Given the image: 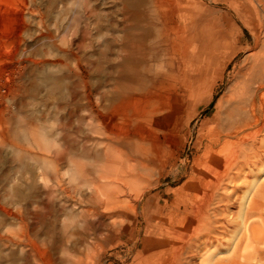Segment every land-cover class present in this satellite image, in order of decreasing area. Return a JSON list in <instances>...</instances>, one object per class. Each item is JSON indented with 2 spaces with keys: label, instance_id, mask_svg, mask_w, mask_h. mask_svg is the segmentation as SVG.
I'll list each match as a JSON object with an SVG mask.
<instances>
[{
  "label": "rangeland",
  "instance_id": "rangeland-1",
  "mask_svg": "<svg viewBox=\"0 0 264 264\" xmlns=\"http://www.w3.org/2000/svg\"><path fill=\"white\" fill-rule=\"evenodd\" d=\"M91 1L100 8L103 30L96 16L91 18L90 0H0V264H46L49 251L64 264L73 258L71 251L89 264L148 259L159 241L181 230L184 203L198 195L195 186L210 139L238 73L263 53L264 21L255 0ZM132 21L139 25L137 50L165 30L169 40L180 34V49L169 41L161 65L128 64L125 26ZM131 72L135 80L129 81ZM129 88L137 96L134 109L118 127L130 138L122 156L129 162L112 155L121 166L109 169L105 178L96 170L90 176L102 194L77 197L75 220L84 224L69 232L78 235L92 224L96 242L89 239L97 247L87 254L85 247L70 248L75 239L64 230L72 218L66 207L75 200L62 195L54 215L53 190L61 187L45 171L53 162L64 182L62 174L71 165L62 157L66 151L72 168L100 165L103 150L99 156L90 144L103 136L91 104L99 97L101 105H114V96ZM246 172L251 175L240 179L237 204L227 212L232 218L227 215L231 224L224 241L205 248L196 264H264V167ZM253 202L259 209H251ZM34 224L41 232L31 234L35 247L27 239Z\"/></svg>",
  "mask_w": 264,
  "mask_h": 264
},
{
  "label": "bare ground",
  "instance_id": "bare-ground-1",
  "mask_svg": "<svg viewBox=\"0 0 264 264\" xmlns=\"http://www.w3.org/2000/svg\"><path fill=\"white\" fill-rule=\"evenodd\" d=\"M249 1L252 4H254L253 0H249ZM90 2H91V13H92L91 18L96 16L97 22L96 21L95 22L97 23L98 27L103 30V28H106V26L104 25L102 14L99 12L100 8L95 6V4H93L91 0ZM255 2H257L260 6V9L258 7H257L258 9H256V7L253 5L254 9L257 10L258 14H260L261 20L260 19L259 20L264 21V0H255ZM133 16L136 17L135 18L136 20L139 19V15H137L136 13H134ZM135 19L133 20L136 22ZM134 21L130 22L127 26H125L127 34L129 32L127 39L124 41V47H126L127 49L125 60L128 64L133 65V64H137V62L140 63L141 61H143L145 62V64H147L150 67L153 65L152 62H155L161 65L162 64L161 61L165 62L166 60L167 43L169 41L171 42L173 41L172 46L174 47L178 46L180 49L181 44L178 42V38L180 34L178 32H176L178 34L176 35V37H173L172 40H169L168 39L169 35H168L167 30L165 31L160 30L161 35L159 39L154 40L156 42L154 41H152L151 43L146 42V44L142 46L141 51L137 50L136 44H135L136 42L134 41H135L136 35L138 34L137 28L139 27V25H137ZM176 25L177 23L175 24V26ZM117 27L119 28L118 25ZM184 38L186 39V37ZM138 54H140L141 56L140 55L138 56ZM253 60L254 61H252L250 64L246 65L239 71L238 77H237V83L235 87H233V89L231 90L230 96L228 95L229 96L228 101L222 111V115L220 118L221 124L217 130V133L214 134L210 139L211 149L208 152V159L203 164V167L199 173L198 183L195 186V190L198 191V193L196 194L198 195H196L195 198L190 197L191 200L187 203H184V209L182 210L183 226L181 230L172 232L171 238H169V240L163 239L159 241L158 246H157L158 247L157 251L156 250L153 251L150 257H148V259H145L142 256L139 257L137 264H196L197 258L201 255V252L205 248L212 246L214 244H220L221 242L224 241V238L228 232V227L231 224V221H229L227 217L228 215L227 212H229L230 208H235V205L237 204L238 197H239L238 191L241 189V185H242V184L241 185L239 184L244 181L243 177L245 175L246 177L251 175L250 173H247L246 170L249 168L256 169V168L264 167V49H263V53H260ZM135 75L136 74L133 72H131L130 75L128 74L129 81L135 80ZM106 77H107V74H106ZM136 80L138 79L136 78ZM134 90H135L134 88H129L125 92L120 91L119 93H117L113 98V102H115L114 105H110V106L101 105L100 104L101 99L99 97L97 98L95 102L91 104L90 109L94 116V120L96 121L95 128L97 129V133L100 135V137L101 136L104 137V138L102 137L101 140L95 139V142L90 144L91 150L94 149L95 152H97L100 156L102 154L101 153V149H102L104 153L102 155L104 158H106L103 162L100 163V165L98 164V166L95 167L96 169L95 168L85 169L83 166L82 167L76 166V168H72L74 167L72 166V164H74V161L72 160L70 153L66 151L64 152V155L62 157L66 159L68 163H70L71 165L62 174L64 182L61 180L60 175L57 174L58 171H56L55 165L53 162L49 161V164L47 165V168L45 171L47 173L48 179L52 180L51 177L54 176L53 180H55L56 185L61 187V190L60 189L55 190V191L53 190V195H56V198H57V201L53 200L50 205L51 209L53 210L54 215L59 212L58 208H60L59 206L63 204L61 200L62 195L66 194L67 197L69 198L73 197V199L75 200V203H73L72 206L69 205L68 207H66V210L70 212V213L68 212L69 218H71L70 216H72V218L68 224L66 223L64 225V230H67L68 233L70 234V236L69 235L67 236L69 237L72 236L75 239L74 241L71 239V242L73 241L72 242L73 244L70 245V248H80L81 249L82 247H85L87 254L95 250L97 247L96 243L91 244L90 242V239L94 241L96 237L95 236L96 233L92 232L91 230L92 224L87 226V228L84 229L78 235H77V232H72V233L69 232L71 231V229H73V227L75 228V226H78V225L83 226L84 224V222L83 223L79 221L77 222V220H75L76 218L75 213L77 211L76 205L78 204L77 197H83L88 193H93L92 195L96 194L100 196L102 194L101 186L97 181H92V179H90V176L96 170V171H102L101 175L99 176L100 178H105L106 177L105 172L109 171V169H112L115 167L117 168V166H121V164L119 163L116 164L115 160L113 161L110 158L113 155L114 158H119V160H121V158H123L126 155L124 151V147H125L124 144H126L127 142H130V138L126 137L125 135H122L118 127L121 126L122 124H125L123 119L127 111L134 109L132 102L136 101V98H137L135 92H131ZM126 101H128L127 105L125 104ZM119 102H124V104L121 105L120 107L118 104ZM88 141L89 140H87V142ZM63 145L66 147L68 143L64 142ZM109 151H114V154L113 152L108 154ZM127 158H123V161L126 163L129 162ZM86 159L89 160V157H87ZM142 166L143 165H141V167ZM128 167L130 168V166ZM155 170L157 169L155 168ZM55 174L57 175L56 177H55ZM241 178L243 181L240 182ZM231 186H233V188L229 189V187ZM33 198H35V195L30 196V199H32V202H36V200H33ZM250 207L252 210L259 209V206L256 202H253L250 205ZM230 215L228 216L231 217ZM106 218L111 220L113 217L110 216V214H106ZM86 221L89 223V220H86ZM253 233L256 236L259 233V230L255 227L253 228ZM31 234L39 237L41 235L40 228L35 226L34 224L32 225V229L30 233L29 232L27 233V237H28L27 239L30 245L35 247L36 242L33 239ZM49 253H50L49 260H48V263L46 262V264H64L63 260L54 259L53 251L52 252L49 251ZM70 254H71V257L73 258L68 259L65 264H89L84 261L83 259L84 257L83 258L79 257V259H77L78 258L77 252L75 254L71 251Z\"/></svg>",
  "mask_w": 264,
  "mask_h": 264
}]
</instances>
